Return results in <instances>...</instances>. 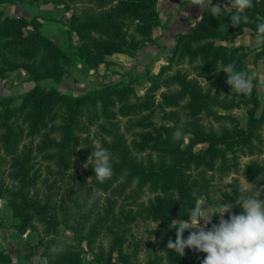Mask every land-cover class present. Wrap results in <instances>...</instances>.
Instances as JSON below:
<instances>
[{"label":"trees","instance_id":"trees-1","mask_svg":"<svg viewBox=\"0 0 264 264\" xmlns=\"http://www.w3.org/2000/svg\"><path fill=\"white\" fill-rule=\"evenodd\" d=\"M86 1L91 11L84 10L83 20L97 34L83 35L78 27H71L67 49L60 48L39 29L24 31V17H0V74L6 67H22L35 81L20 95L0 96V197L7 200L11 217L16 220L14 226L20 232L26 229L30 214H41L38 216L47 239L40 254L45 264H90L82 257L90 249H84L81 243L88 246L100 232L110 235L111 244L108 253L93 257L98 263L117 264L112 253L118 250L120 264H201L206 253L186 248L181 256L167 247L169 239H176L173 220L188 219L187 210L194 207L196 196L208 188L204 173L192 176L189 172L200 157L195 146L205 144V152L212 153L244 144L250 154L259 153L264 125V105L261 106L255 78L250 80V95L233 91L240 99L221 101L233 89L220 68L234 64L237 71L249 74L244 46L216 43L210 37L226 40L242 33L245 27L257 33V25L264 23V0H252L253 7L239 13L241 22L235 26L230 17L237 10L224 9L215 17L206 9L193 28L178 37L176 62L180 64L179 59L187 58L196 76L179 71L178 89L161 93L164 105L188 98L189 115L179 128L184 133L181 141L173 142L174 131L165 129L161 142L173 157L160 163L136 155L148 145L146 132H141L144 139L137 142L140 145L131 149L134 141L131 144L117 128L106 127L117 110L128 115L152 108L155 102L150 89L158 85L135 95L131 81L107 82L75 96L53 86L45 88L39 82L42 77L60 79L66 65L82 61L85 70L96 69L105 54L138 49L150 38L158 20L156 0ZM73 30L84 37L79 45L72 40ZM262 56L264 46L254 52L252 62ZM198 76L205 77L208 83L202 84ZM16 99L19 102L11 104ZM242 105L247 114L244 125L237 116L220 114L213 108ZM226 119L228 123L219 127L212 123ZM91 127L97 129L94 136L88 135ZM96 142L110 153L113 174L104 183L97 181L91 165L83 167L88 157L92 159ZM244 175L264 184V180L257 181V176L264 175V160L248 162ZM152 179L164 182L162 191L147 199L134 193L137 184ZM80 195H84L83 199ZM102 195L104 202L99 203ZM232 201L235 214H240L243 209L236 205L235 198ZM61 225L70 229L77 244L57 237ZM188 235L186 230L184 238ZM58 242L65 245V251L54 255L50 249ZM0 264H10V255L3 248ZM32 264L39 262L33 260Z\"/></svg>","mask_w":264,"mask_h":264},{"label":"rangeland","instance_id":"rangeland-1","mask_svg":"<svg viewBox=\"0 0 264 264\" xmlns=\"http://www.w3.org/2000/svg\"><path fill=\"white\" fill-rule=\"evenodd\" d=\"M212 3L223 7L228 1L212 0ZM89 7L86 0H0V17H24L26 19L24 31L33 28L39 29L45 37L52 39L60 48L67 49L71 27L73 29L78 27L83 35L87 33L97 34L96 30L89 29L83 20L84 10L91 11ZM156 7L158 10L157 23L153 26L150 38L146 39L138 49L132 52L105 54L104 59L97 62L96 69L89 68V70H85L82 61H78L77 65H66L60 79L54 80L50 77H42L39 82L45 88L53 86L61 92L75 96L82 95L90 89L100 88L107 82L131 81L135 95H142L147 88L158 85L154 90L150 89L155 102L152 108L128 115H122L117 110L116 117L106 127L117 128L129 143L132 144L134 141V146L132 145L131 149H135L140 145L137 142L144 139L141 132H146L147 137L150 138L148 139V145L142 151L137 152L136 155L138 158L160 163L170 161L173 157L171 151L161 142L165 135V129L168 127L175 132L189 115L188 98L182 97L175 105H164L161 93L178 89L176 75L179 71L184 70L189 73V76H196V69L192 67L189 60L187 61V58L184 60L179 59L180 64L176 62V41L181 34L187 33L193 28L202 12L207 8L203 10L198 5H191V0H156ZM225 10L231 11L233 9L226 8ZM128 30L132 31L131 22L128 23ZM71 34L72 40L77 45L84 40V37L78 35L75 30ZM240 34L226 40L216 35L210 38H213L216 43L226 45L242 44L244 46L245 51H247L245 60L249 67V79L255 78L257 80V91L262 106L264 105V77L258 78L257 69L253 67L252 56L255 47L238 42L240 40L236 37ZM251 34L253 33L251 32ZM248 39V34L241 36V41L245 43ZM198 79L202 84L208 81L205 77L198 76ZM34 83L35 81L24 68L6 67V70L0 74V96L20 95L30 89ZM229 91L226 95L222 93L221 99L223 100L221 101L240 99V95L233 92L235 90ZM18 102L19 99H16L11 101V104H17ZM213 108L220 114L237 116L242 125L246 122L247 114L244 105L230 109L220 106H214ZM204 121L206 122V118H204ZM212 123L214 127H219L221 124L228 123V120H213ZM95 130H97L95 127H91L88 135L94 136ZM261 132L263 135L262 148L259 153L255 154H250V148L244 144L233 149L215 150L212 153L205 152L203 148L205 144L195 146V149L200 151V157L198 161L192 163L189 172L192 176H196L201 171L206 175L209 183L206 192L196 196L195 202L206 198L209 206H212L213 202L230 203L233 205L231 212L235 213L232 199H237L240 189L254 187L255 185L252 183L257 185V189L264 187V184L250 181L244 175V168L248 162L264 160V125ZM136 187H134V193L142 199H147L162 191L164 182L152 179L137 184ZM83 196L80 195V198L83 199ZM259 198L264 200V194ZM1 200L7 203L11 215V208L7 200L0 197ZM103 202L104 195L100 198L99 203ZM204 206L206 207V205ZM33 213L26 220L27 227L24 231H35L37 234L35 247L31 250V254H33L31 259L38 261L37 255L40 254L43 248L42 244L47 237L44 235L43 224L38 216L41 214L35 213L33 215ZM228 216V213L224 214L225 219H228ZM219 219L220 214H216L212 222L218 223ZM203 224L202 220L201 225ZM207 227H210V225ZM72 236L73 233L70 229L63 225L59 226L57 235L59 239L77 244ZM110 244V235H105L103 232L95 235L88 242V246L86 242H82L81 246L84 249L85 247L90 249L82 253L84 261L90 264H103L94 261L93 257L97 254L108 253ZM112 257L117 261V264H120L118 250L113 251ZM42 259L44 261V258Z\"/></svg>","mask_w":264,"mask_h":264},{"label":"clouds","instance_id":"clouds-1","mask_svg":"<svg viewBox=\"0 0 264 264\" xmlns=\"http://www.w3.org/2000/svg\"><path fill=\"white\" fill-rule=\"evenodd\" d=\"M191 5H198L203 10L207 8L215 17H219L226 8L236 9V14L230 17L234 26L240 25L239 13L253 7L252 0H228L223 7L214 5L212 0H191ZM257 39L264 40V23L257 25ZM219 70L227 74L231 89L237 93L251 94L252 84L245 71H237L234 64ZM183 137L180 129L172 134L173 142L181 141ZM90 155L92 159L88 157L83 167L91 165L97 181L104 183L113 174L110 153L96 142ZM260 180H264V175L257 176V181ZM252 184L255 186L239 190L236 205L243 209L240 214L231 212L233 205L230 203L213 202L209 206L206 198L198 200L194 207L187 210L188 219L173 220L176 239L174 242L169 239L167 247L181 256L186 248L194 253H206L201 264H264V200L259 198L264 194V187L257 189V185ZM225 213L229 214L228 219L224 218ZM216 214H220V219L218 223H213ZM186 230L189 235L184 238ZM50 251L54 255L63 253L65 245L58 242Z\"/></svg>","mask_w":264,"mask_h":264},{"label":"crops","instance_id":"crops-1","mask_svg":"<svg viewBox=\"0 0 264 264\" xmlns=\"http://www.w3.org/2000/svg\"><path fill=\"white\" fill-rule=\"evenodd\" d=\"M228 1V0H227ZM248 34L249 39L245 43L241 41V36ZM238 42L248 44L255 47L253 52L261 49L264 46V40L257 39V33L251 34V30L245 27L244 32L236 37ZM253 63V62H252ZM264 56L258 58L253 67L257 69L258 78H263ZM15 220V219H14ZM13 218L8 210L7 203L4 200L0 201V249H5L10 255V264H32L31 250L35 247L37 234L35 231H19L14 226ZM43 257L38 254L37 259L39 264H45ZM41 262V263H40Z\"/></svg>","mask_w":264,"mask_h":264}]
</instances>
